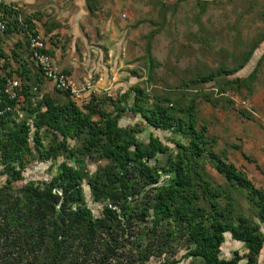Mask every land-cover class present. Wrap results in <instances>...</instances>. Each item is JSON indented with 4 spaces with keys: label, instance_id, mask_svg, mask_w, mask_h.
Returning a JSON list of instances; mask_svg holds the SVG:
<instances>
[{
    "label": "trees",
    "instance_id": "16d2710c",
    "mask_svg": "<svg viewBox=\"0 0 264 264\" xmlns=\"http://www.w3.org/2000/svg\"><path fill=\"white\" fill-rule=\"evenodd\" d=\"M0 20L5 24L0 28V176L5 177L0 183V264H148L152 258L161 264H260L264 188L225 150L215 149L217 139L199 122L196 96L184 102L179 93L168 92L148 101L145 88L135 86L132 102L127 91L117 99L92 95L82 107L55 85V94H41L48 79L29 45V33L40 30L34 24L25 30L26 55L16 48L8 52L3 35L22 31V21L4 0ZM258 45L237 67H220L193 81L234 74ZM148 58L151 68L158 64L150 48ZM257 73L258 67L228 83L251 89ZM9 78L20 83L15 98L7 92ZM203 98L213 103L208 94ZM108 100L110 109L104 107ZM127 110L172 134L174 146L153 134L145 142L138 136L141 129L120 125ZM60 156L64 159L48 181L14 185L34 161L54 163ZM86 157L99 162L94 172L87 169ZM163 174L167 177L161 179ZM84 183L103 205L99 214L88 205ZM228 236L246 251L222 257Z\"/></svg>",
    "mask_w": 264,
    "mask_h": 264
},
{
    "label": "rangeland",
    "instance_id": "374dc122",
    "mask_svg": "<svg viewBox=\"0 0 264 264\" xmlns=\"http://www.w3.org/2000/svg\"><path fill=\"white\" fill-rule=\"evenodd\" d=\"M4 1L17 10L21 21L26 18L22 0ZM76 1L60 0L59 9L53 8L54 14L48 17L41 10L29 15L38 21L34 26L45 33L53 46L62 47L59 57L67 63L79 88L80 96L75 99L80 106L84 107L92 95L117 99L127 91L132 102L135 86L145 88L151 98L148 101L155 94L168 92L179 93L184 102L196 96L199 122L207 125L208 134L217 139L215 149L225 150L230 161L244 168L256 185L264 188V0H89L92 12L84 2L78 5ZM72 14L77 15L78 22H71ZM256 41L259 45L251 59L234 74L194 82L199 75L220 67H237ZM18 43L22 46L18 47ZM3 46L8 52L16 48L26 55L25 32L4 34ZM149 48L158 63L152 68ZM18 66L15 62L14 67ZM256 67L257 78L251 89L229 85V81L247 77ZM51 83L45 82L41 94H55ZM203 94H208L213 103L205 100ZM242 100L248 104L243 105ZM104 105L112 108L109 100ZM244 111L251 118L243 115ZM24 113L20 111L21 116ZM119 123L141 129L138 136L145 142L153 134L174 146L172 134L150 126L140 113L127 110ZM242 152L255 162L245 159ZM63 159L60 156L54 163L34 161L24 171L23 180L14 185L20 187L31 180L48 181ZM162 159L165 161V157ZM85 162L90 172L99 163L87 157ZM207 169L216 179L223 180L214 169L209 166ZM166 177L163 174L161 179ZM4 179L0 176V183ZM83 188L88 205L99 214L102 203L93 200L87 183ZM235 250L246 251L242 243L228 236L222 257H230ZM259 261L264 264V249ZM148 264L161 262L152 258Z\"/></svg>",
    "mask_w": 264,
    "mask_h": 264
},
{
    "label": "built area",
    "instance_id": "2783aa9c",
    "mask_svg": "<svg viewBox=\"0 0 264 264\" xmlns=\"http://www.w3.org/2000/svg\"><path fill=\"white\" fill-rule=\"evenodd\" d=\"M1 30L5 29V24L0 20ZM29 45L33 51V58L36 60L39 67L42 69V72L46 79L53 82L54 85L64 91L69 92L75 98L80 96L79 88L77 87L73 76L63 69L54 57L48 51V40L44 34L41 32L38 33H29ZM20 83L17 78H9L7 82V92L12 98L17 96V89L19 88ZM243 105H247L246 100L240 101ZM4 110L0 109V114Z\"/></svg>",
    "mask_w": 264,
    "mask_h": 264
},
{
    "label": "crops",
    "instance_id": "0c3cea01",
    "mask_svg": "<svg viewBox=\"0 0 264 264\" xmlns=\"http://www.w3.org/2000/svg\"><path fill=\"white\" fill-rule=\"evenodd\" d=\"M71 1L74 2V0H71ZM76 2H77L78 5H82V2H84V6L87 5L89 11H90V7H92V5L89 2V0H87V1L86 0H77ZM71 4H72V6H71V8H72L73 7V3H71ZM59 5H60V0H22V8L24 7L25 8L24 11L26 12V14H28V15H26L25 19L22 17V30L24 32H25V30L28 31V28L31 27V25H33L34 22L35 23L38 22L35 18L32 17L33 15H29L32 11L33 12H40L39 10H41V12L45 13V15H46L45 17H48V14H54L53 8H55L56 11H57V9H59ZM90 12H92V11H90ZM76 16H77L76 14H72L71 22L74 23V22H78L79 21L77 19L78 17H76ZM23 20H25V21H23ZM40 32L42 34H44L42 30H40ZM74 33H76V25H74ZM75 36H76V34H75ZM45 37L48 38L47 36H45ZM48 48L51 50V52L53 54L52 56L57 61V63L63 69H65L66 71H68L71 74V72H70L71 70L68 67L67 63L62 61V60H60L59 56H60V51H61L62 47L61 48H56L55 46H53V44L50 41H48Z\"/></svg>",
    "mask_w": 264,
    "mask_h": 264
}]
</instances>
